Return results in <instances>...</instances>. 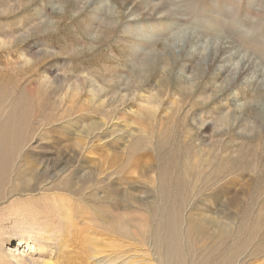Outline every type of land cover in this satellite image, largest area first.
<instances>
[{"label": "rangeland", "instance_id": "rangeland-1", "mask_svg": "<svg viewBox=\"0 0 264 264\" xmlns=\"http://www.w3.org/2000/svg\"><path fill=\"white\" fill-rule=\"evenodd\" d=\"M4 122L9 264H160L153 209L175 216L182 264H264V0H0ZM191 219L254 235L192 247Z\"/></svg>", "mask_w": 264, "mask_h": 264}, {"label": "bare ground", "instance_id": "bare-ground-1", "mask_svg": "<svg viewBox=\"0 0 264 264\" xmlns=\"http://www.w3.org/2000/svg\"><path fill=\"white\" fill-rule=\"evenodd\" d=\"M190 2V1H188ZM191 4V3H190ZM204 35V34H203ZM202 36V35H201ZM206 37V36H205ZM215 40H217V38H215ZM217 42H219V40H217ZM246 42V41H245ZM244 42V43H245ZM257 42V41H255ZM244 43H241L244 45ZM215 46H217V44H215ZM228 46V45H227ZM249 46V45H248ZM259 50L262 48V44H259L257 43L255 45ZM246 47V46H245ZM253 47V46H252ZM256 47H253L251 48V50H253V52H260ZM226 47L225 45L223 46V50H225ZM228 49V48H227ZM226 49V50H227ZM256 49V50H255ZM250 50V49H249ZM202 51L204 53H206L208 51V48L206 49V46L203 47ZM217 57L218 55H215L214 57V60H217ZM240 74H241V71H240ZM256 79V78H255ZM13 110V109H12ZM10 110V114H13L14 111ZM15 110V109H14ZM6 122H4L1 126H0V148L3 149L4 151L6 150V148L10 146V142L8 143V136H11L10 135V129L8 128L10 125H7L5 124ZM8 126V127H7ZM16 126V125H15ZM14 127V126H13ZM20 128V126H19ZM14 130V129H13ZM23 130V129H22ZM15 131V130H14ZM22 140V139H21ZM6 143H8L6 145ZM6 146H5V145ZM1 154V153H0ZM5 157V156H4ZM7 157L4 158V163L7 162ZM13 160V159H12ZM4 168V167H3ZM6 168V167H5ZM48 168V167H47ZM2 173V172H1ZM4 173V172H3ZM6 174V172H5ZM5 178V177H4ZM25 184V183H24ZM19 187V186H18ZM107 187V186H106ZM23 190V189H21ZM8 192V191H7ZM22 192H25V190H23ZM20 193V192H19ZM165 193V192H163ZM92 195H96V194H92ZM167 196V195H165ZM47 198H48V195H47ZM63 198V197H62ZM62 198H54V200H49L50 201V204H53L51 202L54 201V206L56 208V211H57V214L59 213L60 217H62L61 213L64 211L63 210V207H65L63 205L64 202L66 201H63ZM8 199V198H7ZM46 201V200H45ZM60 201V202H59ZM21 202V201H20ZM62 202L61 205H59L60 203ZM24 204V203H23ZM49 204V203H48ZM34 205V204H33ZM52 205V207H53ZM104 205V207L102 208V211L103 213H106L105 216H107L108 218H110V216H112L110 213L111 209H110V205L107 203V202H103L102 206ZM21 206V205H20ZM26 206V205H24ZM33 207V206H32ZM31 207V208H32ZM51 207V206H50ZM54 208V207H53ZM52 208V209H53ZM23 209V208H22ZM36 209V208H35ZM28 210V209H27ZM31 210V209H30ZM54 210V209H53ZM52 211V210H51ZM54 211V212H56ZM162 210H157V209H153L151 210L150 212L148 211V213L151 215V217H161L162 220H160V225H158L157 227L155 228H148L151 229L148 233V238H149V235L151 237L150 241H149V248H152V252L154 253V256L156 255L158 260L160 261V264H182L184 262V257L182 256L181 254V248L179 246V243H178V238L177 236H175V229H176V225H175V216L173 215V213H168L167 214L165 212H162ZM21 212V211H20ZM33 212V211H31ZM52 212V213H54ZM30 214V213H29ZM102 212L99 211V215H101ZM33 215V214H32ZM137 215V214H135ZM25 217V216H23ZM27 217V216H26ZM135 217V216H134ZM60 218V219H61ZM71 218V217H70ZM115 218V217H113ZM135 218H132L131 220L129 221H133L134 224L136 221H134ZM65 221V220H64ZM126 221L127 218H125V216H122V217H117L115 218V220L113 221V223H109V225L111 224V229L114 230L115 232H118V233H123L124 235L128 234V230H127V225H126ZM52 222V221H51ZM120 222L122 224H124V226L122 227L120 225ZM68 224V222H67ZM66 224V225H67ZM190 224L192 225L190 228H188V232L190 233L191 235V238L192 236H195L197 242L195 243L194 241V238L192 239L193 240V243H192V247L196 246L197 247V244L198 243H203V244H206L207 242L211 241V243L213 242L214 245L218 246V247H225L228 245L229 241L230 240H233L234 242H239L240 240H242V243L243 245L245 246L246 244L249 243L250 239H252V236L254 235V233H251V234H246V232L244 233L243 230H240V231H231V227L230 226H222L220 225L219 223H216L215 224V227L217 228V231L218 232H214V233H210L209 230H208V227L206 226V223L203 222V223H196L195 219H191L190 220ZM20 225V224H19ZM24 225V224H23ZM69 225V224H68ZM136 225V224H135ZM145 225V224H144ZM30 227V226H29ZM73 227V226H72ZM130 227V226H129ZM63 228V227H62ZM64 228H65V225H64ZM63 228V231H65L68 227L66 226L65 230ZM135 228V227H134ZM136 228H137V225H136ZM34 229V228H33ZM244 229V228H243ZM39 230V229H38ZM39 231H42V230H39ZM44 231V232H43ZM42 232V236L41 238H43L45 241V243L47 242H50L48 244V246L46 247L45 245H39V248H40V251L38 254H45V253H50V252H53L54 250V247L52 246L54 244V240H52L51 238L47 237V234L49 233V231H45L43 230ZM67 232V231H66ZM37 234V233H36ZM33 235V234H32ZM39 235V234H38ZM138 234H136L135 236H137ZM177 235V234H176ZM235 235H238L240 237H237ZM147 238V239H148ZM18 246H22L24 244H26L27 246H31V248H33L32 244H28L23 238L19 239L18 241H16ZM206 242V243H205ZM233 242V243H234ZM51 243H53L51 245ZM188 243V242H187ZM151 244V245H150ZM239 245V244H238ZM243 246V247H244ZM237 247V246H236ZM9 248V247H8ZM36 248V247H35ZM231 248V247H230ZM153 249L156 250V252L153 251ZM223 249V248H222ZM2 250V248L0 249V251ZM186 250V249H185ZM197 250V248H196ZM36 250H34L35 252ZM38 251V250H37ZM193 251V250H192ZM232 251V250H231ZM229 251V252H231ZM3 252V250H2ZM9 252V251H8ZM186 252V251H185ZM228 252V253H229ZM235 253L231 252L229 255L227 254L226 258L228 257H231V255H233ZM255 254V253H254ZM12 259L15 261V264H53L52 263V259L53 257L51 256V254H49V258L47 259H43V260H40L37 259V258H34L33 256H30V257H22V256H14L12 253ZM4 256V255H3ZM7 256V255H6ZM196 256V255H194ZM1 257V255H0ZM4 258H6L4 256ZM202 258V257H201ZM1 259V258H0ZM8 260V259H7ZM111 259H108V261H110ZM202 260V259H201ZM107 261V262H108ZM196 261V257H194L192 259V264H194V262ZM228 261V260H227ZM227 261L223 262V263H219V264H228ZM10 262V261H9ZM9 262H7L6 260H3L1 259L0 260V263L1 264H9ZM100 263H102L100 261ZM57 264V263H55ZM107 264V263H105ZM196 264V263H195ZM199 264H202V262Z\"/></svg>", "mask_w": 264, "mask_h": 264}]
</instances>
